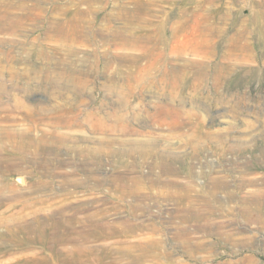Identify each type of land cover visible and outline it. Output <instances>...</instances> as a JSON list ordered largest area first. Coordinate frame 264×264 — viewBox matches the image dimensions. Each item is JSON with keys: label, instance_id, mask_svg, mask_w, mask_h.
I'll use <instances>...</instances> for the list:
<instances>
[{"label": "rangeland", "instance_id": "obj_1", "mask_svg": "<svg viewBox=\"0 0 264 264\" xmlns=\"http://www.w3.org/2000/svg\"><path fill=\"white\" fill-rule=\"evenodd\" d=\"M0 6L21 19L0 29V105L22 97L34 109L33 119L0 110V126L30 132L37 137L32 148H56L53 158L73 159L54 179L39 178L33 166L30 174L0 175L17 189L0 201V216L40 199L43 211L53 205L47 228L63 204L72 205L68 213L104 212L107 225L124 230L91 238L86 244L104 259L84 264H264V0ZM76 13L81 24L70 22ZM51 19L63 21L64 30L47 34ZM64 70L81 75L88 89L66 88L59 81ZM57 107L61 116H53ZM91 113L103 118L102 128L92 126ZM153 157L168 158L174 174L163 163L150 171ZM38 179L44 186H32ZM0 242V264H55L48 242L30 238L23 249L7 251L9 235Z\"/></svg>", "mask_w": 264, "mask_h": 264}, {"label": "bare ground", "instance_id": "obj_2", "mask_svg": "<svg viewBox=\"0 0 264 264\" xmlns=\"http://www.w3.org/2000/svg\"><path fill=\"white\" fill-rule=\"evenodd\" d=\"M76 2H78V1H76ZM4 4H7V3H4ZM84 6H86V5H84ZM18 7H21V8L24 9V4L20 3ZM69 7H70V5H69ZM94 7H93V10H94ZM11 8H12V6H11ZM21 8H18V9H21ZM18 9H16V11ZM20 11H22V10H20ZM8 12H10V11H8ZM118 12H121V14H122V11L119 10ZM123 12L125 13V10ZM36 14H38V10H37ZM39 15H41V14H39ZM43 15H44V13H43ZM54 15L57 17L58 13H57V15L56 14H54ZM70 17H71L70 18V22H73V23L81 24L82 21H83V17L79 13L72 14V15H70ZM88 17H92V16H88ZM58 18H61V17H58ZM20 21H21L20 18L12 17V15L8 14L7 12H6V14H3L0 11V29L1 28H14L15 26L19 25L18 23ZM66 24H68V23H66ZM140 25L142 26V24H140ZM64 27H65V23H63V21H61V20L60 21L59 20H52L51 21V26H50V28H48V31H46V33L49 34V35H51L53 33H60V32H62L64 30ZM101 29H103V27ZM75 30H77V29H75ZM83 30H85V29H83ZM87 30L89 31V29H87ZM80 32H83V31H80ZM83 35H85V34L83 33ZM83 38H87V37H83ZM82 41H84V40H82ZM116 42H119V41H116ZM208 44H210V43H208ZM32 46H33V44H32ZM149 47H151V46H149ZM142 49H144V47H142ZM1 52H3V51H1ZM7 53H9V52H7ZM30 54H31V52H30ZM6 59H8V57ZM37 59H39V58H37ZM66 59H65V61H66ZM4 69H6V68H4ZM71 70L66 71V72L64 70L62 72L63 75H60L59 81L62 82L64 84V86H66V88L67 87L69 88V87H71V85H73V88H78V89H83V90L88 89L87 86H86V82H85L84 78L81 75H78L76 72H72ZM16 74H18V73H16ZM68 81L70 83H68ZM29 85H30V83H29ZM35 85H37V84H35ZM64 86H61V87H64ZM27 87H29V86H27ZM60 94H61V92L60 93L58 92V94H56V95L60 96ZM62 95H63V93H62ZM0 97H1V93H0ZM61 98L64 99L65 98L64 95L61 96ZM2 100H3V98H2ZM9 101H10V98L8 100L4 101V102L2 101V103L0 105V110L1 111H7V112H11V113L18 112V113L24 114L25 116L33 119L32 113H33L34 109H33V107H31L32 103H31V105L27 104L22 99V97H14L13 100H11V105L9 104ZM76 103H78V102L76 101ZM78 106H80V105H78ZM35 108H37V107H35ZM38 109H36V110H38ZM48 109L49 108H47V110H46L48 112L50 110H53V109H50V110H48ZM41 112L44 113L43 110ZM38 113H39V111H38ZM42 113H40L41 116H42ZM35 114H36V116L38 115L36 113V111H35ZM48 115H52V113L49 112ZM53 116H61V108L60 107H57V110L53 114ZM35 117H34V119H36ZM89 117H90L91 124H92V126L95 129H99V128L103 127L104 120H103V118L101 116H97L96 114L92 115V113H91V115ZM42 119H43V116H42ZM15 123H13V124L15 125ZM10 124H11V122H10ZM17 124H19V123H17ZM46 124H47V122H46ZM6 125H9V124L7 123ZM50 125H52V123ZM1 127L2 126H0V175L1 176L9 175V174H12V173H15V172H23L24 174H30L32 169L30 170L29 168L33 166L35 168L34 170H36V172L40 173L39 178H43V179L46 178L47 179L48 176H49L50 178L54 179L56 176H58V172L57 171L59 169L63 168L64 166H67L69 164V162L73 163V161H71V160H73L72 157L70 159V157L69 158L68 157H66V158H64V157H60V158L59 157H54L53 158L52 156H50V155H52L53 152H55L56 148L53 149V148L43 147V146L39 147V148H32V140H34V141L37 140V137H32V134H30L29 131H28L29 133H24V132H27V131H24V130L23 131H21V130L18 131L17 130L18 132H15L9 126L8 127L5 126V127H2V128ZM15 127H13V128H15ZM17 127H18V125H17ZM21 127L19 126V128H21ZM29 127H31V126H29ZM23 128L26 129V126H23ZM52 133H54V132H52ZM153 158L152 159L150 158V160H148L149 161L148 162V167H149L150 171H153L154 168L157 167L159 163H163V166H162L163 170L165 172H171L172 174H174V170L173 169L171 171L169 170V169H171V164H170V161H169L168 158H163V159H157V157L154 158V159ZM89 161H95L96 163L99 164L100 161H101V158H95V159L91 158ZM95 162H94V164H95ZM80 164H81V166H85L86 164H88V160L82 159ZM90 165H93V164H90ZM70 166H73V165H70ZM86 168H88V167H86ZM77 169H79V168H77ZM73 170H75V169H73ZM66 177L71 179V177H69V176H66ZM143 178L144 177L140 178L141 183L143 182ZM73 180L79 181L77 179H72L71 180L72 184H76L75 181H73ZM80 181H81V179H80ZM44 182L45 181H43L41 179H38V180H35L32 183V186L33 185H40V184L44 186V184H43ZM47 182H49V181H47ZM49 183L52 184L53 182L50 181ZM220 183L221 182H220L219 179H215L214 182H213V185L217 187ZM263 183H264V180H263ZM14 187H15V185H14L13 182L9 183V182L1 180L0 181V201L8 200V199L13 198L14 196H16L15 194L14 195H9L10 193H12V192L15 193L17 191V189L16 188L14 189ZM36 187H38V186H34V188H36ZM262 189H264V188H262ZM255 192H257V191H255ZM260 195H261V192L260 193L257 192V194L255 193V195H253V196H254V198H257V197L259 198ZM37 203L40 204V205L32 207V206H29V203L28 204L23 203L21 205V207L16 209L15 211L12 210V207H7L6 210L2 211L1 216H0V226H3L4 228L0 229V239L3 236H8L9 235V239L11 240V242L9 244L4 246L5 247V249H4L5 251H7L9 249L8 246H11V247L13 246L14 248L23 249L25 247L27 239L31 238L32 240H35V242H39L42 245L43 244L45 245V242H48V244H49L48 248H50L51 252H52V256H50V258L52 259V261L55 264H84L83 262H84L85 258H88L91 261H92V259H94L95 261H102L104 259L101 256L102 250L99 249V247L89 248L86 243L91 238H94L96 240H98V239L105 240V239H107L108 237H110V236H112L114 234L122 233L123 230H124V229H120L119 228L120 225L117 226V224L116 225L113 224V226H112L111 225L112 223L109 222L110 225L109 224L107 225L108 222L106 220V214L104 212H100V211H97V210H93L92 211V210H88V209H83L81 212L77 211V212H73V213H68V211L72 210L73 207H72V205H66V204L61 205L59 207V209L57 210V214L60 215L61 217H59L58 219H56L53 222H51L50 226L47 228L46 227L47 226L46 219L48 218V215L50 213L49 210L53 207V205H51V206L46 208L48 211H43L45 209V207L41 206V203H42L41 199H40V201H37ZM35 204H36V202H35ZM11 211H13V212L11 213ZM2 249H3V246H2V243L0 242V252L2 251ZM142 256H145V255L142 254ZM48 262H51V260H48ZM43 263H46V262H43V260L40 259V260L36 261L34 264H43ZM24 264H28V263L24 262Z\"/></svg>", "mask_w": 264, "mask_h": 264}]
</instances>
